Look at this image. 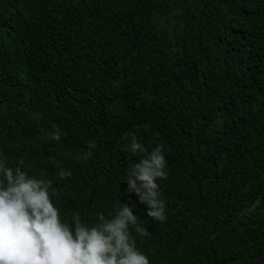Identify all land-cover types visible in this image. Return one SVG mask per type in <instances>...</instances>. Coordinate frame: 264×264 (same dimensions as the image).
Returning <instances> with one entry per match:
<instances>
[{
    "label": "trees",
    "instance_id": "1",
    "mask_svg": "<svg viewBox=\"0 0 264 264\" xmlns=\"http://www.w3.org/2000/svg\"><path fill=\"white\" fill-rule=\"evenodd\" d=\"M130 135L168 161L163 222L126 191ZM0 158L62 223L127 204L149 264H264V0H0Z\"/></svg>",
    "mask_w": 264,
    "mask_h": 264
},
{
    "label": "clouds",
    "instance_id": "2",
    "mask_svg": "<svg viewBox=\"0 0 264 264\" xmlns=\"http://www.w3.org/2000/svg\"><path fill=\"white\" fill-rule=\"evenodd\" d=\"M32 116L39 119V113ZM46 135L53 141L61 139L55 126ZM95 147L94 141L89 144V149ZM129 150L133 155L144 152L147 156L131 164L126 191L135 193L147 206L149 218L163 222L167 207L158 183L168 178L163 148L156 145L149 152L130 135ZM91 156L89 150L81 158ZM18 163L22 167L24 160ZM0 172L4 175L0 182V264H149L136 247L130 226L141 235L150 234L127 204L116 202L118 213L96 227L84 223L79 213L69 225L61 222L60 210L50 199V193H57L50 180H37L20 168L13 170L6 158H0ZM71 176L69 170L59 171L61 180Z\"/></svg>",
    "mask_w": 264,
    "mask_h": 264
}]
</instances>
